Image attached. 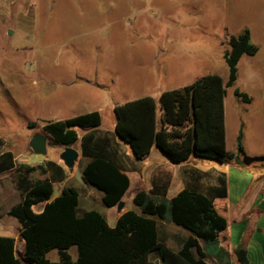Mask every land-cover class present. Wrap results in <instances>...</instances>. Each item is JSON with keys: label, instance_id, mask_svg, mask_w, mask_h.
<instances>
[{"label": "rangeland", "instance_id": "1", "mask_svg": "<svg viewBox=\"0 0 264 264\" xmlns=\"http://www.w3.org/2000/svg\"><path fill=\"white\" fill-rule=\"evenodd\" d=\"M29 1L0 0V153L14 154L15 169L36 167L31 181L49 178L48 164H55L64 178L55 184V195L63 187L77 188L81 210H96L109 219L118 211L111 212L98 190L83 183L87 159L80 157L73 169L66 167L61 159L65 148L43 130L48 121L100 111L102 129H109L116 104L139 96L157 97L203 76H226L223 55L228 39L245 29L259 52L242 57L235 87L253 98L255 112L264 109V0H114L113 6L100 0H64L59 7L50 1ZM228 91V98H233V88ZM229 116L235 134L240 120L249 119L250 113L236 106ZM37 133L48 137L46 156L29 147ZM73 148L79 151V145ZM263 155H242L245 170L264 176ZM15 169L0 173V236L14 237L21 255L20 224L7 215L21 199L20 170ZM223 170L231 174L229 204L235 209L240 204L241 172L231 163ZM257 187L264 188V183ZM126 208L140 213L132 201ZM159 229L162 242L175 251L189 233L170 221L159 222ZM72 254L76 260V247ZM49 259L57 262V252Z\"/></svg>", "mask_w": 264, "mask_h": 264}, {"label": "trees", "instance_id": "2", "mask_svg": "<svg viewBox=\"0 0 264 264\" xmlns=\"http://www.w3.org/2000/svg\"><path fill=\"white\" fill-rule=\"evenodd\" d=\"M258 52L250 31L245 29L228 39L223 55L229 69L226 82L218 75H207L182 88L161 92L159 103L147 95L116 106L113 131L101 130L100 111L48 121L43 130L59 146L79 145L80 156L88 159L83 183L102 193L107 208L118 206L130 188V159L125 145L136 160L157 147L173 163H185L194 157L220 164L234 159L245 169L247 161L239 157L244 154L242 131L238 136L239 154L227 151L225 100L227 90L238 79L241 58ZM235 96L246 103L251 101L239 90H235ZM80 132L84 134L80 136ZM48 166L49 178L31 181L29 175L36 167L15 169L14 154L0 153V173L20 170L17 184L21 199L7 215L19 222L24 242L19 255L15 238L0 236V264H209V257L229 264L224 263L218 248L228 222L215 204L217 199L228 197L225 173H220L218 186L207 193L188 185L171 199L168 186L154 183L151 190L142 189L134 195L133 204L140 213L125 211L116 225L110 226L104 214L81 210L77 188L64 187L54 198L55 184L64 179L63 171L53 163ZM252 170L257 172L256 167ZM40 205L37 212L35 207ZM164 221L190 233L176 251L160 238L159 222ZM73 247L77 249L76 260L70 254ZM52 251L58 253L57 262L48 258ZM235 255L240 264L249 263L245 246L237 248Z\"/></svg>", "mask_w": 264, "mask_h": 264}, {"label": "crops", "instance_id": "3", "mask_svg": "<svg viewBox=\"0 0 264 264\" xmlns=\"http://www.w3.org/2000/svg\"><path fill=\"white\" fill-rule=\"evenodd\" d=\"M30 1L36 4L34 0H30ZM45 1L53 2L57 7H59L64 2V0H40V2H45ZM100 1L110 2L111 6L116 4L114 0H109V1L100 0ZM20 10L22 11L24 10L23 5L20 6ZM220 77L224 80V82H226L229 77V69H228V74L226 76H220ZM239 78H240V62L238 64V79L236 82L239 81ZM235 85L231 87L233 88L232 91L233 98L231 99L228 98L229 91L227 90V95L225 100L227 151L235 154L236 156L239 154L238 146H237L238 136L242 131L243 132L242 146H243L244 154L239 155L240 160H242V155L252 156L250 158H253V156L258 157L259 155L264 154V109L261 112L260 111L255 112L251 104L253 102V98H251V96H249L247 93L241 91L239 88H236ZM235 90H239L240 92L247 94L250 97L251 101L249 103L242 101L240 98L235 96ZM144 93L145 92H142V94ZM160 94H158L157 97H154L156 101L159 100ZM142 97L139 96L135 99ZM237 102H240V105H237L236 104ZM262 102H264V99L262 100ZM119 105L122 104L119 103L113 106L114 118L112 120L111 127L109 129L103 130L102 129L104 127L103 124L101 127L103 131L114 130V126H115L114 108ZM236 106H238L239 111L243 110L246 111L247 113H250V116L249 119L240 120L238 132L235 134L233 133L231 134L230 131L231 121L229 119L230 118L229 114L233 109L236 108ZM124 150L130 159V164H128L130 170L127 172L130 178V188L128 189V191L126 192L125 196L122 199V202H124L125 204L124 209L119 210L118 206L109 208L111 212H113V209L115 208H117L118 210L117 213H110V215L112 216L111 219H109L108 215L104 214L110 226L116 225L118 218L128 209L126 208L127 202L128 201L133 202L135 193L139 190H142L143 186H145V189L147 191L153 188L154 183L161 186H168L169 187L168 198L171 199L175 195H177L181 190L186 188L188 185H194L195 187L197 186L203 193H207L211 188L218 186V177L220 173H225L228 182V197L220 198L215 201L218 211L226 218L228 222V228L222 235L218 245L221 257L223 258L224 263L240 264L235 255V250L241 246H245L249 260L248 264H264V192H263L264 188L257 187L258 184L261 185L264 183V176L262 174H259L258 176L256 175L255 177L254 173H251L245 169L238 167L235 164L234 159L229 160L224 164L218 165L214 163V161L194 157L185 163L177 164L170 161V159L166 156V154H164L157 147H154L149 155H147L146 157L140 160L135 159V156L128 145L124 146ZM230 163L232 164V166L239 169V171L241 172L240 174L242 176V179L239 181L238 184L240 197L237 203L240 204L236 205L235 209L232 206V204H229L231 197L233 195L232 186L229 182V177L231 174L223 170V166ZM39 164L41 165V163L39 162L36 165ZM132 167L134 168L136 167L137 170L131 169ZM133 183H135L136 186L134 190H132V186L134 185ZM97 192H99L98 195L102 198V193L100 191ZM59 194L55 195L54 193V198L59 196ZM129 195L130 198H127ZM189 236L190 233H187L186 235L184 234L182 238L183 237L187 238ZM23 249H24V242H23ZM72 250L73 248L70 249V254L74 259ZM22 252L23 251H21V253ZM53 252L54 251L48 254V258L51 256ZM207 261L209 262V264H223V263H219L217 260H215L212 257H209Z\"/></svg>", "mask_w": 264, "mask_h": 264}, {"label": "water", "instance_id": "4", "mask_svg": "<svg viewBox=\"0 0 264 264\" xmlns=\"http://www.w3.org/2000/svg\"><path fill=\"white\" fill-rule=\"evenodd\" d=\"M29 147L31 148L34 154L46 156L48 148V137L41 133L35 134L29 142ZM80 157L81 156L79 151L73 147H66L61 154V159L63 160L66 167L69 169H73L75 167V164ZM124 206V202H121L118 205V209L123 210Z\"/></svg>", "mask_w": 264, "mask_h": 264}]
</instances>
